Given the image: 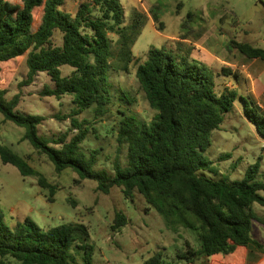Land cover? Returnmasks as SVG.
Here are the masks:
<instances>
[{
	"label": "trees",
	"instance_id": "1",
	"mask_svg": "<svg viewBox=\"0 0 264 264\" xmlns=\"http://www.w3.org/2000/svg\"><path fill=\"white\" fill-rule=\"evenodd\" d=\"M65 0H0V112L5 121L25 129L23 139L41 155L47 156L57 173L73 170L80 180H94L97 190L109 194L122 188L133 201L139 192L174 232L181 229L198 234L200 248L187 242V250L178 254L186 263L206 258L209 264H246L248 250L260 247L252 238V211L255 203L264 206V182L258 181L260 159L251 165L242 180L227 181L209 177L214 162L206 157L212 134L219 129L238 99L264 138V110L249 95L235 88L217 89L216 74L206 63L191 57L192 45L182 34L176 48L151 47L140 63L136 78L151 107L156 110L146 124L135 115L123 113L118 142L127 145V163L114 161L112 174L94 170L99 150L86 153L82 144L91 132V121L80 119L86 110L103 116L111 102V70L128 72L134 59L133 47L142 34L149 16L134 8L125 21L122 0H86L75 14L61 10ZM181 4L178 5V7ZM152 10L159 30L165 28L161 15ZM188 13L182 27L189 26ZM57 34L61 43L57 44ZM202 33L197 35L199 39ZM231 48L251 59L264 61V49L247 42L231 41ZM25 61L30 86L40 73L54 83L45 95L58 100L69 95L74 107L69 115L70 128L61 136L47 140L39 134L44 117L17 111L20 97L6 100L18 70ZM72 72L64 75L62 68ZM227 72V69H224ZM249 108V109H248ZM226 154L221 159L229 158ZM0 159L17 167L23 177H33L49 192L54 202L57 185L33 168L25 157L0 144ZM128 217L117 212L113 231L128 224ZM72 250L81 255L82 264H95V248L89 227L82 223L42 228L26 217L11 228L0 207V264H72ZM143 264H179L161 253ZM259 264H264L262 260Z\"/></svg>",
	"mask_w": 264,
	"mask_h": 264
},
{
	"label": "rangeland",
	"instance_id": "2",
	"mask_svg": "<svg viewBox=\"0 0 264 264\" xmlns=\"http://www.w3.org/2000/svg\"><path fill=\"white\" fill-rule=\"evenodd\" d=\"M83 1L86 0H65L61 10L75 14ZM122 3L126 23H129L134 8L149 16L133 47V62L128 72L111 70L109 73L111 102L105 115L97 116L94 109L79 115L81 120L91 121V132L82 148L88 154L99 150L94 170L108 174L114 172L113 165L117 158L124 166L127 163V145H120L118 142L123 113L133 114L146 124L157 113L146 99L136 78L137 67L147 59L151 47L174 48L177 40L172 38H181L182 34L197 38L201 28L205 27L204 22L207 30L218 26L217 30L224 36L222 38L229 41L226 47H231L233 40L264 47V0H122ZM179 4L181 5L178 7ZM156 7L165 23L163 30L157 28L152 18V10ZM188 13L193 14L190 24L201 27L196 30L197 34L190 32V28L180 30L176 24L178 17L185 22ZM56 43H61L60 34H57ZM240 69L242 68L239 67ZM62 71L66 76L72 72V68L65 66ZM27 73L28 66L23 61L5 98L9 101L18 95L20 99L17 111L44 117L39 134L47 140L55 139L70 128V119L63 117L71 113L74 107L73 97L66 95L58 100L45 95L47 87H54L47 73H40L30 86H21L27 79ZM224 87V81L218 78V91ZM250 89L245 83L240 85L239 95L244 98L249 95L253 97ZM253 91L255 94H262L264 91V71L258 76ZM259 101L264 110V95L259 97ZM244 107V102L238 99L220 128L213 132L212 145L207 150L206 157L214 162L216 171H204L209 177L240 181L247 169L260 159L258 181L264 182V138L248 119ZM24 134V128L5 121L0 112V144L25 157L50 183L57 185L58 190L53 197L54 202H50L49 192L39 187L36 178L23 177L17 167L4 164L0 159V207L11 228L26 217H31L45 229L60 224H85L89 227L91 243L95 248V264H143L146 258L156 253H161L169 261L182 264L185 261L179 259L178 254L187 250V242L195 249L200 248L197 232L187 229L174 232L168 229L163 217L139 192H135L131 201L125 197L122 188L115 187L109 194H103L97 190L96 181H82L71 169L57 173L50 159L39 154L23 139ZM226 154L230 157L221 159ZM252 211L256 216L252 223V238L262 249L258 251L250 248L248 253H258L264 260V206L255 203ZM117 212L126 214L129 221L120 231H113L112 225ZM71 262L82 264L81 255L75 250H72ZM252 263L251 257L250 264Z\"/></svg>",
	"mask_w": 264,
	"mask_h": 264
},
{
	"label": "crops",
	"instance_id": "3",
	"mask_svg": "<svg viewBox=\"0 0 264 264\" xmlns=\"http://www.w3.org/2000/svg\"><path fill=\"white\" fill-rule=\"evenodd\" d=\"M183 23V18L178 17V21L176 22V24L180 28V30L190 28V32L193 31L192 33L197 34L198 32H196V30L201 28L194 27L192 26V24H190L188 27L183 28ZM204 25L205 27L201 28L202 31H199L198 33H202V36L199 39L195 40L192 37L193 35H190L188 38L183 40L185 44L192 45L194 47L191 53V57L195 60L202 61L209 65L216 74V82L218 78L222 79L225 83V87L235 88L238 90L240 85L242 86L244 83L247 84L248 88H251L249 92L253 94V98L262 107V104L259 101V97L264 95V91L262 92V94H255L253 91V86L258 76L262 71H264V61L258 58H248L247 56L241 54L237 49L226 47V44L228 45L229 41L225 40V38H222L224 36L217 30L218 26L207 30L206 22H204ZM172 39L174 41L180 40L178 36L173 37ZM212 45H214V47H212ZM175 48L176 47H174V49ZM259 48L264 49V47ZM239 67L242 69L239 70ZM224 69H227L226 73L224 72ZM253 249L261 251L262 247L260 248L253 246L251 247V250ZM251 257L253 259L252 264H259V262L263 259L259 257L258 253H256L255 255L249 252L246 264H250ZM182 264H208V261L206 258L202 257L198 260H195L194 262H184Z\"/></svg>",
	"mask_w": 264,
	"mask_h": 264
}]
</instances>
